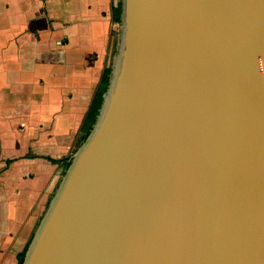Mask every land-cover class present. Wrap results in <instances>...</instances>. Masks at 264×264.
Returning <instances> with one entry per match:
<instances>
[{
    "label": "water",
    "instance_id": "1",
    "mask_svg": "<svg viewBox=\"0 0 264 264\" xmlns=\"http://www.w3.org/2000/svg\"><path fill=\"white\" fill-rule=\"evenodd\" d=\"M119 27L22 264H264V0H121Z\"/></svg>",
    "mask_w": 264,
    "mask_h": 264
},
{
    "label": "crops",
    "instance_id": "2",
    "mask_svg": "<svg viewBox=\"0 0 264 264\" xmlns=\"http://www.w3.org/2000/svg\"><path fill=\"white\" fill-rule=\"evenodd\" d=\"M118 2L0 0V264L18 263L78 148Z\"/></svg>",
    "mask_w": 264,
    "mask_h": 264
},
{
    "label": "trees",
    "instance_id": "3",
    "mask_svg": "<svg viewBox=\"0 0 264 264\" xmlns=\"http://www.w3.org/2000/svg\"><path fill=\"white\" fill-rule=\"evenodd\" d=\"M120 13H121V0H119L118 4L115 7H112L111 17H112L113 22H116V23L120 22ZM115 46H116V44L114 43L113 44V54L115 52ZM110 71H111L110 65L104 67V69L102 71L99 83L96 87V90L94 92L92 100L88 106L86 114L82 120V124H81L80 130H79L80 134H79V138H78V147L85 140V138L89 134V132H90L95 120H96L98 110H99V107H100L101 102H102V96H103V94L107 88V85H108ZM71 158L72 157H69L64 162V172L68 168L70 161H71ZM64 172H63V174H64ZM26 248H27V246L18 255V263L17 264H22Z\"/></svg>",
    "mask_w": 264,
    "mask_h": 264
},
{
    "label": "rangeland",
    "instance_id": "4",
    "mask_svg": "<svg viewBox=\"0 0 264 264\" xmlns=\"http://www.w3.org/2000/svg\"><path fill=\"white\" fill-rule=\"evenodd\" d=\"M119 32H120V27H119V29H118L117 34L113 36V39H114L115 44H116V46H115V52H116V50H117V46H118ZM115 52H114V54H113V49H112L111 54H110L109 57L107 58L108 65H110V66H111V63H112V59H113V57H114V55H115Z\"/></svg>",
    "mask_w": 264,
    "mask_h": 264
}]
</instances>
